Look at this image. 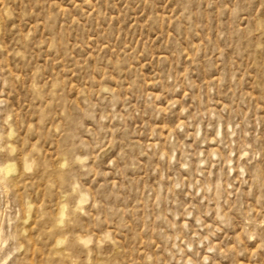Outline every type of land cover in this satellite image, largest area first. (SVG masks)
<instances>
[{"label":"rangeland","instance_id":"374dc122","mask_svg":"<svg viewBox=\"0 0 264 264\" xmlns=\"http://www.w3.org/2000/svg\"><path fill=\"white\" fill-rule=\"evenodd\" d=\"M0 264H264V0H0Z\"/></svg>","mask_w":264,"mask_h":264},{"label":"bare ground","instance_id":"6f19581e","mask_svg":"<svg viewBox=\"0 0 264 264\" xmlns=\"http://www.w3.org/2000/svg\"><path fill=\"white\" fill-rule=\"evenodd\" d=\"M5 171H6V169H5ZM13 171V170H12ZM9 172V171H8Z\"/></svg>","mask_w":264,"mask_h":264}]
</instances>
